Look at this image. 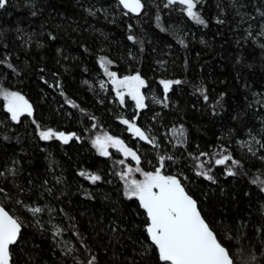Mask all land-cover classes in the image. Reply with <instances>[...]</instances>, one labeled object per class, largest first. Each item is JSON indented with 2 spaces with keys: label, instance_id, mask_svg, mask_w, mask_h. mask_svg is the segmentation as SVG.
Masks as SVG:
<instances>
[{
  "label": "trees",
  "instance_id": "1",
  "mask_svg": "<svg viewBox=\"0 0 264 264\" xmlns=\"http://www.w3.org/2000/svg\"><path fill=\"white\" fill-rule=\"evenodd\" d=\"M142 1L139 16L116 0L0 9V92L32 107L17 122L0 98V204L22 224L12 264H160L144 210L124 194L123 155L98 154L95 129L136 152L143 171L165 157L162 173L181 181L235 264H264V0H200L207 27L180 5ZM102 58L120 77L141 76L144 107L119 101ZM161 80L181 83L165 96ZM179 126L181 147L169 134ZM48 129L75 138L42 140ZM223 155L238 164L213 165L214 183L196 174L199 159Z\"/></svg>",
  "mask_w": 264,
  "mask_h": 264
},
{
  "label": "snow or ice",
  "instance_id": "2",
  "mask_svg": "<svg viewBox=\"0 0 264 264\" xmlns=\"http://www.w3.org/2000/svg\"><path fill=\"white\" fill-rule=\"evenodd\" d=\"M199 2L200 0H167L165 7L183 6L186 9L187 16L192 21L207 27L205 20L201 18L197 11H194ZM7 3L8 0H0V9H4ZM119 4L127 9V12L137 15L143 8L141 0H119ZM218 23H223V21H218ZM261 35L264 36V31L261 32ZM128 39L135 42L132 35H129ZM101 66H104L103 58ZM104 71L112 78V83L117 85V95L121 103L124 102V93L119 91V88L122 87L127 89V95L136 102L137 108L144 107V96L141 94L140 89L145 87V81L139 74L125 76L118 80L115 72H109L107 67L104 68ZM160 83L163 85L166 96L171 86L180 84L181 81L161 80ZM4 99L7 101V111L11 113L12 120L18 122L20 116L24 114L32 115L31 105L20 94L6 92ZM204 99L207 100V96ZM122 123L128 125L141 140L147 139L145 133L139 127H135L128 120H123ZM176 131L173 130V133L175 134ZM180 135H183L182 129ZM40 138L42 140L55 138L68 143L72 136L48 129L40 132ZM93 144L99 150L100 155L108 156L107 148L118 146V150L122 151L125 156H131L137 164L140 162L136 152L126 148L119 139H114L111 136L103 138L98 136ZM201 155L206 156L207 154L201 153ZM167 159L171 160L173 158L169 156ZM229 160L232 161L233 165L238 164V161L233 160L229 155H223L221 158L215 159V163L224 165ZM164 161L165 157H161L160 167L155 172L142 173L144 176L142 181L134 179L128 181L126 176L122 177L126 181L125 196L130 200H137L139 206L144 210L147 217L145 230L151 244L155 247L160 264H235L232 253L218 240L217 235L198 210L196 201L185 192L180 180L175 176L162 174L161 169ZM120 163H123V161H120ZM197 167L202 169L204 165L198 163ZM128 171L131 172L132 169ZM136 171L141 170L137 168ZM196 174L204 175L206 179L215 182L208 172L198 171ZM227 174L229 176L235 175L231 168H229ZM0 175H3V173L0 172ZM80 175L91 179L93 183L100 179L97 175L89 176L84 172H81ZM0 191L3 190L0 189ZM29 211L36 215L41 213L43 209L34 207L30 208ZM21 228L22 224L19 220L10 215L4 207H0V264H12V246L16 245L20 239ZM93 260H90L88 264H93ZM252 261H254V257L250 258L249 264H252Z\"/></svg>",
  "mask_w": 264,
  "mask_h": 264
},
{
  "label": "rangeland",
  "instance_id": "3",
  "mask_svg": "<svg viewBox=\"0 0 264 264\" xmlns=\"http://www.w3.org/2000/svg\"><path fill=\"white\" fill-rule=\"evenodd\" d=\"M182 8H183V6H181ZM184 9V8H183ZM184 10H186V9H184ZM194 11H196V9H194ZM101 61H102V59H100V64H101ZM103 62H104V66L102 67V69H103V72H104V75H105V77L107 78V80L113 85V87H114V90H115V92H116V94H117V85H115V84H113L112 83V78L104 71V68L105 67H107L108 68V71L109 72H113L112 70H111V67H110V64L108 63V61L105 59V58H103ZM116 78L119 80V79H122V78H124V77H120V76H118L117 74H116ZM119 91L120 92H122V93H124V101H125V98H127V97H129V98H131L130 96H128L127 95V89L126 88H119ZM7 91H1L0 92V98H2L3 100H4V102H5V106H6V104H7V101L4 99V94L6 93ZM140 92H141V94L143 95V87L140 89ZM117 97H118V99H119V101L121 102V100H120V98H119V96L117 95ZM25 99V98H24ZM132 99V98H131ZM26 100V99H25ZM27 101V100H26ZM144 102H145V100H144ZM143 102V103H144ZM6 109H7V107H6ZM24 115H26V114H24ZM23 116V115H22ZM20 118H21V116H20ZM19 118V119H20ZM182 129V132H183V135H180V130ZM173 130H177L176 131V133L174 134L173 133ZM132 131V130H131ZM133 132V131H132ZM134 135H135V133H133ZM170 138H171V141H172V144L174 145V146H177V147H181L184 143H185V140H186V134H185V131H184V129L181 127V126H179V127H174V128H172L171 130H170ZM101 137V138H103V137H105V136H109L108 134H106L105 132H103V131H100V130H97V129H95V130H93V134H92V142H94L95 141V139H96V137ZM135 136H137V135H135ZM138 137V136H137ZM114 138V137H113ZM114 139H117V138H114ZM94 145V144H93ZM95 147V146H94ZM126 147V146H125ZM127 148V147H126ZM95 149H96V151L98 152V154H100V152H99V150L95 147ZM113 150H116V151H119L118 150V146L117 147H112V146H109L108 148H107V151H108V153H109V155L111 154V152L113 151ZM119 152H121V154L123 155V157H122V160H120V161H123V163H120L119 162V164H118V167H119V170H120V175H121V179H122V181H123V184H124V191H125V183H126V181H125V179H123L122 177H124V176H126L127 177V180L128 181H131V180H139V181H142L143 179H144V176L142 175V173H144V172H147V171H143L142 169H141V167L139 166V164H137L136 163V161L135 160H133L132 158H131V156H125V154L122 152V151H119ZM108 155V156H109ZM103 156V155H102ZM221 158V157H220ZM198 163H202L203 165H204V167L201 169V168H198L197 167V169H198V171H201V172H208V174H210V172L213 170V165H217L216 163H215V159H213L212 161H210V160H208V159H199L197 162H196V166H197V164ZM228 163V161L226 162V164ZM231 163H232V161H231ZM225 165V164H224ZM137 168H139L141 171H136V169ZM229 168H231V167H229ZM129 169H132V171L131 172H129L128 170ZM153 172H155V171H153ZM163 174V173H162Z\"/></svg>",
  "mask_w": 264,
  "mask_h": 264
},
{
  "label": "water",
  "instance_id": "4",
  "mask_svg": "<svg viewBox=\"0 0 264 264\" xmlns=\"http://www.w3.org/2000/svg\"><path fill=\"white\" fill-rule=\"evenodd\" d=\"M118 3H119V0H116ZM141 3L143 4V8H144V3H143V1L141 0ZM122 8H123V6H121ZM143 8L141 9V11H140V13L137 15V14H135V13H131V12H127V9H124L127 13H129V14H131V15H133V16H139L141 13H142V11H143ZM72 134H74V133H70V134H65V135H68V136H72V138L71 139H69V141H71L72 139H74L75 138V134L74 135H72ZM181 182V181H180ZM182 184V183H181ZM182 186L184 187V185L182 184ZM184 189H185V187H184ZM185 192L189 195V196H191L188 192H187V190L185 189ZM192 197V196H191ZM192 199H194L193 197H192ZM195 200V199H194ZM196 201V200H195ZM196 203H197V201H196ZM0 207H3L1 204H0ZM197 208H198V210H199V207H198V203H197ZM5 209V208H4ZM6 210V209H5ZM7 211V210H6ZM200 211V210H199ZM8 212V211H7ZM9 213V212H8ZM201 213V212H200ZM10 214V213H9ZM11 215V214H10ZM202 215V214H201ZM203 217V216H202ZM21 231H22V228H21ZM151 242V241H150ZM11 262H12V258H11Z\"/></svg>",
  "mask_w": 264,
  "mask_h": 264
}]
</instances>
